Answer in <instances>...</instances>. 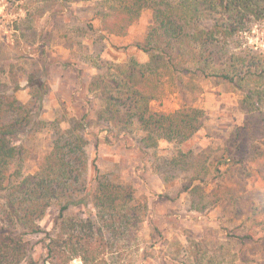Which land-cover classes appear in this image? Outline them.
Returning <instances> with one entry per match:
<instances>
[{"label":"trees","instance_id":"obj_1","mask_svg":"<svg viewBox=\"0 0 264 264\" xmlns=\"http://www.w3.org/2000/svg\"><path fill=\"white\" fill-rule=\"evenodd\" d=\"M106 1L113 14L106 15L103 23L115 35H124L144 10L151 14L145 40L137 45L148 56L146 62L90 59L98 73L88 90L101 97L97 122L107 126L114 137L130 136L145 152L158 148L161 141L183 144L191 139L202 128L203 110L183 103L171 113L154 112L151 103L170 92L183 100L186 94L200 93L194 83L197 77L232 85L242 93L240 108L246 113L264 106V55L232 47L240 35L264 21V0ZM59 4L60 0H26L27 27L22 32ZM10 58L0 44V264H73L76 260L104 264L108 258L119 259L135 246V229L147 205L132 186L114 182L98 170L94 188L88 191V141L82 120L70 118L68 128L61 130L65 117L53 122L37 118L32 109L42 100L39 89L31 94L33 106L20 104L13 93L19 89L18 73L24 68L14 62L6 69L4 63ZM2 75L10 83L1 82ZM48 127L54 130L51 151L38 172L26 174L27 150L22 141L15 144L14 139L22 136L24 140ZM225 150V155L211 163L207 162L210 150L198 154L179 150L165 163L170 168L194 169L192 180L208 184L209 178L220 176L221 166L239 163V148L227 146ZM252 154L253 158L262 156L256 148ZM212 169L214 177H210ZM201 188L196 185L192 190ZM87 204L94 218L67 215L72 207ZM53 205L59 206L55 232L46 237L45 255L35 260V243L26 236L44 232L39 222Z\"/></svg>","mask_w":264,"mask_h":264},{"label":"rangeland","instance_id":"obj_2","mask_svg":"<svg viewBox=\"0 0 264 264\" xmlns=\"http://www.w3.org/2000/svg\"><path fill=\"white\" fill-rule=\"evenodd\" d=\"M25 3L0 0V44L11 55L4 67L16 62L24 68L18 73L19 89L14 96L29 107L31 94L39 89L43 97L32 105V111L45 122L65 117L61 130L68 128L70 118L82 120L88 141V191L94 188L99 172L132 186L147 205L135 229V246L104 264H264V106L246 113L240 108L243 95L232 85L197 77L194 83L200 93L186 94L183 100L170 92L152 102L151 109L171 113L183 103L192 105L204 111L201 130L183 144L161 141L158 148L141 151L130 136L114 137L107 126L97 122L101 97L90 92L88 85L98 73L90 59L112 63L148 60L137 45L145 40L150 12L144 10L124 35H115L103 23L106 15L113 14L108 1L60 0L53 12L36 19L23 33ZM232 47L264 55V21L256 22ZM1 82L10 83L8 76L2 75ZM53 137L54 130L48 127L24 140L22 136L14 139L15 144L22 141L27 150L26 174L39 171ZM227 146L240 149L236 152L239 163L221 166L220 176L209 178L208 184L192 180L194 169L170 168L165 163L179 150L194 154L210 150L207 162L211 163L226 154ZM254 148L262 156L253 158ZM214 175L212 169L210 177ZM196 185H202L201 190H192ZM58 210L53 205L39 222L43 233L26 236L35 243V260L45 255L43 246L55 232ZM67 215L95 216L90 204L72 207ZM73 264L82 263L76 260Z\"/></svg>","mask_w":264,"mask_h":264}]
</instances>
